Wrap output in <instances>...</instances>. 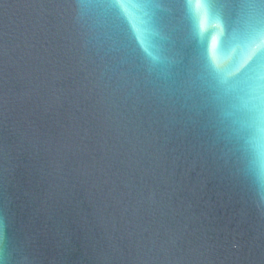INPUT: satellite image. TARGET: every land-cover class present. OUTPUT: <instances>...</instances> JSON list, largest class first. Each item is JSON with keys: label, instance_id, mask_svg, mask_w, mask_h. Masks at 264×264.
I'll list each match as a JSON object with an SVG mask.
<instances>
[{"label": "water", "instance_id": "water-1", "mask_svg": "<svg viewBox=\"0 0 264 264\" xmlns=\"http://www.w3.org/2000/svg\"><path fill=\"white\" fill-rule=\"evenodd\" d=\"M257 73L264 0H0L6 264H264Z\"/></svg>", "mask_w": 264, "mask_h": 264}, {"label": "clouds", "instance_id": "clouds-1", "mask_svg": "<svg viewBox=\"0 0 264 264\" xmlns=\"http://www.w3.org/2000/svg\"><path fill=\"white\" fill-rule=\"evenodd\" d=\"M235 92V103L228 113L250 155L252 170L264 185V74L257 73L238 85H228ZM6 223L0 216V264H6Z\"/></svg>", "mask_w": 264, "mask_h": 264}]
</instances>
